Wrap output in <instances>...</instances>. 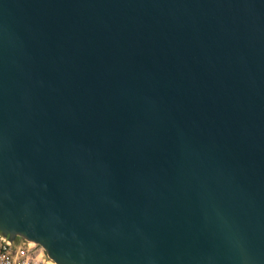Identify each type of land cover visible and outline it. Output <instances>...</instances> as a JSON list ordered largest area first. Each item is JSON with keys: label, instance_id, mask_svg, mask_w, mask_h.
Returning <instances> with one entry per match:
<instances>
[{"label": "water", "instance_id": "95a60500", "mask_svg": "<svg viewBox=\"0 0 264 264\" xmlns=\"http://www.w3.org/2000/svg\"><path fill=\"white\" fill-rule=\"evenodd\" d=\"M0 232L264 264V0H0Z\"/></svg>", "mask_w": 264, "mask_h": 264}, {"label": "built area", "instance_id": "2783aa9c", "mask_svg": "<svg viewBox=\"0 0 264 264\" xmlns=\"http://www.w3.org/2000/svg\"><path fill=\"white\" fill-rule=\"evenodd\" d=\"M0 264H57L38 243L0 232Z\"/></svg>", "mask_w": 264, "mask_h": 264}]
</instances>
